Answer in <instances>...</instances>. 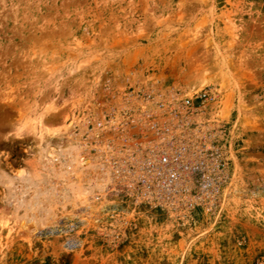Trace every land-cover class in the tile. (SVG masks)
<instances>
[{
	"label": "rangeland",
	"instance_id": "rangeland-1",
	"mask_svg": "<svg viewBox=\"0 0 264 264\" xmlns=\"http://www.w3.org/2000/svg\"><path fill=\"white\" fill-rule=\"evenodd\" d=\"M192 90L202 169L147 201L110 124ZM0 264H264V0H0Z\"/></svg>",
	"mask_w": 264,
	"mask_h": 264
},
{
	"label": "built area",
	"instance_id": "built-area-1",
	"mask_svg": "<svg viewBox=\"0 0 264 264\" xmlns=\"http://www.w3.org/2000/svg\"><path fill=\"white\" fill-rule=\"evenodd\" d=\"M154 98L147 95L146 100L153 102ZM158 98L154 107L141 103L138 113L110 124L118 126L125 146L118 164L111 165L143 199L166 205L177 202L187 189L189 177L202 169L189 156L190 141L181 129L203 110L207 94L192 90L181 97L173 93ZM106 124L107 120H98L97 129Z\"/></svg>",
	"mask_w": 264,
	"mask_h": 264
},
{
	"label": "bare ground",
	"instance_id": "bare-ground-1",
	"mask_svg": "<svg viewBox=\"0 0 264 264\" xmlns=\"http://www.w3.org/2000/svg\"><path fill=\"white\" fill-rule=\"evenodd\" d=\"M61 136L60 135H57V138H60ZM54 137H52L51 135L48 137L49 141L50 140H53ZM18 171V170H17ZM19 174L21 173L20 171L18 172ZM18 175V174H17Z\"/></svg>",
	"mask_w": 264,
	"mask_h": 264
}]
</instances>
